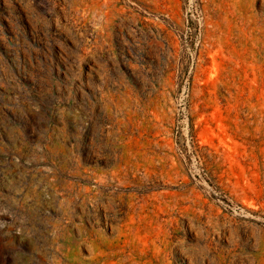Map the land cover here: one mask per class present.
Masks as SVG:
<instances>
[{"label":"rangeland","instance_id":"374dc122","mask_svg":"<svg viewBox=\"0 0 264 264\" xmlns=\"http://www.w3.org/2000/svg\"><path fill=\"white\" fill-rule=\"evenodd\" d=\"M0 264H264V0H0Z\"/></svg>","mask_w":264,"mask_h":264}]
</instances>
